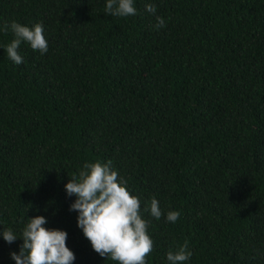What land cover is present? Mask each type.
<instances>
[{
    "label": "trees",
    "instance_id": "1",
    "mask_svg": "<svg viewBox=\"0 0 264 264\" xmlns=\"http://www.w3.org/2000/svg\"><path fill=\"white\" fill-rule=\"evenodd\" d=\"M106 2L0 0V233L18 237L0 234V264L38 215L67 232L73 264H119L93 250L65 190L109 160L148 221L146 264L186 241L184 264H264V0H133L126 17ZM12 21L42 23L48 51L22 42L10 60Z\"/></svg>",
    "mask_w": 264,
    "mask_h": 264
},
{
    "label": "clouds",
    "instance_id": "2",
    "mask_svg": "<svg viewBox=\"0 0 264 264\" xmlns=\"http://www.w3.org/2000/svg\"><path fill=\"white\" fill-rule=\"evenodd\" d=\"M146 11L155 14L156 6L147 4ZM105 12L126 17L135 16L137 9L133 0H107ZM156 21L157 29L165 26L163 17H156ZM3 30H11L14 34V39L6 45V53L17 65L23 62L18 53L22 42H27L41 54L48 51L42 23L29 27L12 21L4 24ZM65 190L69 196L76 197L70 210L78 212L77 226L96 253L119 264H146V257L153 250V240L147 232L148 221L140 214L139 198L128 191L127 181L112 168L111 160L85 163L78 176H73L66 183ZM145 211H150V215L157 220L164 215L154 197ZM179 215L178 211H168L166 219L174 223ZM46 223L44 216L28 218L20 236L23 243L19 253L10 254L15 264H73L75 254L66 246L67 232L46 228ZM0 234L9 244L18 238L11 229H3ZM191 255L186 241L177 251L170 250L166 257L170 264H184Z\"/></svg>",
    "mask_w": 264,
    "mask_h": 264
}]
</instances>
